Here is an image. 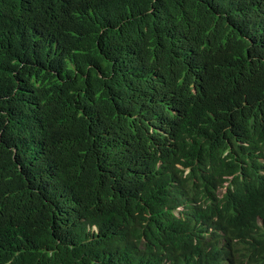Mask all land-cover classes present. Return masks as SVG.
I'll return each instance as SVG.
<instances>
[{
	"label": "trees",
	"instance_id": "trees-1",
	"mask_svg": "<svg viewBox=\"0 0 264 264\" xmlns=\"http://www.w3.org/2000/svg\"><path fill=\"white\" fill-rule=\"evenodd\" d=\"M254 49L264 0H0V264H264Z\"/></svg>",
	"mask_w": 264,
	"mask_h": 264
},
{
	"label": "clouds",
	"instance_id": "clouds-1",
	"mask_svg": "<svg viewBox=\"0 0 264 264\" xmlns=\"http://www.w3.org/2000/svg\"><path fill=\"white\" fill-rule=\"evenodd\" d=\"M243 66L248 72L255 74L257 78L262 82L264 80V50L254 49L249 51L247 60L244 62ZM225 178H227V180L223 183L222 186L219 187L220 190L225 189L224 192H226V188L229 184V177L225 176ZM155 202L156 200L154 196H151L147 200L146 210L147 212L157 214L161 218L162 223L165 224V219L162 213L152 209V207L155 205ZM177 209H182V207H178ZM195 226L200 230L208 228V225L200 222H198ZM91 230L97 231V227L93 225L91 226ZM209 230H211V227H209ZM165 264H167V262Z\"/></svg>",
	"mask_w": 264,
	"mask_h": 264
},
{
	"label": "rangeland",
	"instance_id": "rangeland-1",
	"mask_svg": "<svg viewBox=\"0 0 264 264\" xmlns=\"http://www.w3.org/2000/svg\"><path fill=\"white\" fill-rule=\"evenodd\" d=\"M225 191V189L220 190V193L222 194Z\"/></svg>",
	"mask_w": 264,
	"mask_h": 264
}]
</instances>
